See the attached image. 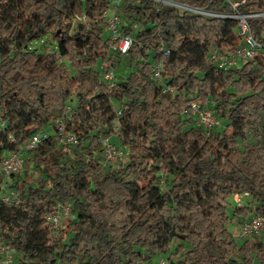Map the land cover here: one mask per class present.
<instances>
[{
	"label": "trees",
	"instance_id": "obj_1",
	"mask_svg": "<svg viewBox=\"0 0 264 264\" xmlns=\"http://www.w3.org/2000/svg\"><path fill=\"white\" fill-rule=\"evenodd\" d=\"M183 1L234 12L223 0ZM109 5L0 0V157L51 131L70 105L64 128L77 138L70 155L53 135L25 149L36 175L11 176V204L2 200L0 176V245L11 251L9 264H141L157 255L169 264H264V240L237 241L227 229L229 221L264 217V146L249 141L264 136V52L223 71L208 53L240 44L235 19L123 0L121 32L132 46L122 55L105 37ZM259 11L264 0L236 7L239 14ZM248 24L264 46V19ZM49 36L54 48L40 51L34 43ZM122 56L131 71L112 88L97 84V67H114ZM155 62L164 68L162 85L152 80ZM68 67L84 77H70ZM191 102L212 103L221 127H196L181 113ZM103 137L128 150L120 168L101 164ZM233 194L242 204L229 217ZM58 201L71 204L73 218L51 240L45 217Z\"/></svg>",
	"mask_w": 264,
	"mask_h": 264
},
{
	"label": "built area",
	"instance_id": "obj_2",
	"mask_svg": "<svg viewBox=\"0 0 264 264\" xmlns=\"http://www.w3.org/2000/svg\"><path fill=\"white\" fill-rule=\"evenodd\" d=\"M110 14L107 16L105 11L103 17L105 19L104 33L106 34L109 44V50L117 51L122 55H127L132 46V39L128 36L122 35L121 28L126 26V22L119 15V6L123 0H109ZM157 2L158 5L171 7L182 12H188L200 17L205 18H232L237 21L235 28L236 35L240 37V44L236 47H212L209 50V59L216 65L218 69L228 71L229 69H237L248 61L252 60L257 55L264 52V46L256 42L250 32L248 20L249 19H264V11L239 14L236 12V7L243 4L245 0H223L228 3L231 9L234 11L232 14H225L217 11L209 10L206 6H192L185 3L183 0H151ZM210 2V0H209ZM167 54V51H164ZM98 76L96 83H103L107 88H112L117 82V76L113 70V67L104 68L100 65L97 67ZM164 68L161 62H155L151 64L152 80L157 85H162V74ZM170 91L166 88L163 92ZM71 111V105L66 107V113L62 117H58L54 120V126L49 132H37L33 134L22 147L15 150L6 151L0 157V176H2L3 183V196L2 200L6 204H11L16 198L17 193L8 188L11 176L17 175L21 172L24 164L25 149H30L38 146L42 141L48 138L49 135H53L57 149L67 155L71 154L73 147L77 144V138L72 132L66 131L64 128L65 120L69 119ZM121 113V106L115 109V116L118 117ZM181 113L185 116H190L193 119L196 127H201L206 131L212 129H218L221 127L220 121L214 114L212 109V103L210 102H191L187 105ZM112 129L116 131L118 129V123L115 121L112 125ZM101 164L112 168H120L128 158V150L125 147L117 146L113 144L109 138H101ZM120 165V167H117ZM233 201L237 205L242 204V198L237 195H232ZM73 218L71 211V204L69 202L58 201L55 205L53 212L49 213L45 217V221L52 231H56L61 228V224L64 221H68ZM239 237L238 239H247L253 235L258 234L264 229V217L259 215H252L247 219L237 224ZM1 263L9 264L11 260V251L0 245ZM141 264H169L168 260L164 256H160L155 261L150 263Z\"/></svg>",
	"mask_w": 264,
	"mask_h": 264
},
{
	"label": "rangeland",
	"instance_id": "obj_3",
	"mask_svg": "<svg viewBox=\"0 0 264 264\" xmlns=\"http://www.w3.org/2000/svg\"><path fill=\"white\" fill-rule=\"evenodd\" d=\"M154 3L158 6L157 2H154ZM106 14H107V16L110 14L109 9L106 12ZM105 37H106V34H105ZM34 45L37 46L40 51H52V49L54 48V45H55V41H54L53 37L49 36V37L43 38L42 41H38L37 43H34ZM223 46L228 47L229 45H223ZM67 69H68L67 71H68L69 76L72 78H76L79 80L82 77H84V74L76 72L73 69H71L70 67H68ZM113 70H114L116 76H120V75L126 76L131 71V68L128 67L127 62H126V58L124 56H122L120 58L119 62L116 64V66L113 67ZM94 82L95 81H93L91 86H90L93 89H94ZM249 141L253 142V143H258V144L264 146V136H262L261 134H259L258 136L257 135H251L249 138ZM30 162H31L30 158H28V156L25 155L22 170L19 174L16 175L17 177L15 176V179L19 178L18 176H20V177H25L26 179H29L30 181H32V179L29 176H31V175L34 176L36 174L31 169V163ZM117 167H120V165H117ZM228 202H229V206L227 208V215L230 217L231 210L234 206H236V203L233 201L232 197L229 198ZM66 223L67 222L64 221L61 224L62 225L61 227H64ZM227 229L232 234L233 238L238 241L239 232H238V227H237L236 221H229L227 224ZM47 235L52 240L53 237L55 236V233H54V231H47ZM257 236L260 239L264 240V233H262L261 231L259 234H257ZM253 237H254V235L249 237V238L253 239ZM206 248L210 254L219 255V250L216 249L212 244H207ZM158 258H160V255L155 256L152 260L155 261ZM172 261H173V259H172ZM174 261H176V259H174ZM175 264H179V262H175Z\"/></svg>",
	"mask_w": 264,
	"mask_h": 264
}]
</instances>
